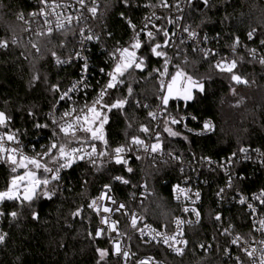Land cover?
I'll list each match as a JSON object with an SVG mask.
<instances>
[{
  "label": "trees",
  "instance_id": "1",
  "mask_svg": "<svg viewBox=\"0 0 264 264\" xmlns=\"http://www.w3.org/2000/svg\"><path fill=\"white\" fill-rule=\"evenodd\" d=\"M183 1L127 0L126 3L125 0H95L104 13L101 29L106 38L111 43L127 44L129 48L142 17L151 14L159 17L151 29L153 38L146 34L140 39L137 56L144 64L141 68L129 69L122 77L121 90L111 92L103 102L110 105L117 100H126L122 109L109 111L103 108V115L108 117L104 126L108 151L126 144L142 126L150 125L147 113L158 104L160 96L157 79L164 72L165 60L169 63L174 53L172 14L168 10L160 11L159 7L164 2L171 6ZM29 9V0H0V40L21 33L17 17ZM128 19L136 26L135 31L127 24ZM185 22L191 30L212 39L211 45L218 43L222 51L233 48L238 37V51L232 56V60H237L234 71L249 83H235L229 73L217 70L214 56L207 57L203 51L194 50L192 45L180 43L171 75L182 70L202 83L204 91L195 90V99L187 103L181 99L172 100L168 110L210 120L215 131L205 137L179 135L173 138L165 134L161 137L165 148L185 158L203 159L228 158L242 147L264 150V71L250 58L248 51L261 49L260 43L264 40V0H210L208 6L202 0H196L189 5ZM253 29V38L249 39L248 33ZM34 43L39 52L32 47ZM34 43L20 37L8 48H0V112L9 118L0 125V132L28 142L38 134L42 135V141L47 139L48 114L79 71L75 65L57 68L53 63L56 57L71 54L76 44V31L60 32ZM156 44L161 45L158 51L165 53L164 56L152 53L151 48ZM97 48H94L93 56L101 62ZM53 85H58V90H54ZM89 137L86 132L67 137L65 147ZM131 165L133 175L110 163L100 167L79 163L60 181L48 184L47 189H38L31 202L14 200L2 205L0 234L7 235L0 243V264H118L111 242L95 235L98 218L89 204L106 185L117 198H126L143 168L140 163L131 162ZM11 167L6 160L0 162V191L7 189L13 176L26 171L17 168L13 173ZM177 171L173 165L146 166L150 197L140 211L157 227L168 224L178 213L173 198ZM245 173L247 178L243 188L247 191L264 189V172L257 174L248 168ZM117 176L129 179L131 184L128 187L119 185L114 179ZM45 190L55 194L48 198L42 195ZM217 190L214 182L203 187L202 222L187 230L189 245L184 256L172 257L157 246L140 242L134 243L135 251L152 256L160 264H251L245 256L240 262L223 257L228 240L223 236L216 216L222 213L231 218L238 233L247 228L249 217L239 208H219L215 196ZM77 211L79 215H74ZM11 212L17 213L16 218L10 215ZM33 214L37 218H33ZM206 243H213L212 252L199 250L200 245ZM97 249L107 250L108 255L101 259Z\"/></svg>",
  "mask_w": 264,
  "mask_h": 264
},
{
  "label": "built area",
  "instance_id": "2",
  "mask_svg": "<svg viewBox=\"0 0 264 264\" xmlns=\"http://www.w3.org/2000/svg\"><path fill=\"white\" fill-rule=\"evenodd\" d=\"M196 0H184L180 4L169 5L164 2L159 10L169 11L172 14L171 18V29H172V41L174 45V53L171 57L167 74L160 76L157 79V85L159 88V102L158 104L149 109L147 113V120L149 126H144L149 129L148 132L141 131V128L135 134L134 137H139L144 144L136 145L132 143V138L126 144L119 145L117 147H124L125 151L121 154L122 157L127 160V164H117L114 159L113 150L108 151L105 143L100 140H93L91 134H89L88 140L76 143L69 147H65L66 151H71V149H79L77 153L74 154L75 157L83 156V159H75L70 167L62 168L59 171V178L57 180H51V176L54 173H45L41 169L40 173L37 172L38 177L42 175L43 178L47 177L50 180V183L60 181L66 174H68L72 168L77 164H82L90 167H100L106 164H114L122 167L127 170L129 167L133 171V166L131 162L140 163V166L143 168L139 175H137V182L131 188V192L124 199L117 198L112 190L109 191L108 188L102 189L98 195L95 197L96 200L103 193H107L112 199H103L99 202L100 211L99 213L92 209L97 218L98 226L97 229H104L105 231L99 239H107L111 242L113 247L114 258L118 261V264H140L141 261H147L148 264H160L159 261L154 259L150 255L138 254L135 250V242L144 243L147 245L157 246L167 252L168 255L172 257L181 258L184 256L188 250V232L187 230L192 227H197L202 222L201 216V205L203 201V187L210 183L214 182L218 186V190L215 194L216 204L219 208H239L242 209L249 217V225L242 228L240 233L235 231V225L231 221V218L224 216L222 213L218 215L221 217L220 220H217L219 227L222 230L223 236L228 240V245L224 247L223 257L226 260H234L236 262L241 261V257L245 256L249 259L250 263L253 264L255 260L256 264H259V257L261 255V249L264 248V244H261V241H264V232L260 229L259 221L264 219V204L258 199H253L255 196H259L261 192H264V189L247 191L243 188V185L246 183V169L250 168L253 172L260 174L264 172V150L242 147L248 149L247 153L241 152L240 150L231 155L228 158L221 159H203L195 156L190 158H185L182 154H179L172 150H167L164 146V143L161 140L163 135H169L165 131V128H171L172 131L179 133V135H188L193 137H205L214 133L215 125L212 121L207 119H200L191 113L186 114H175L168 110L169 104L167 106L162 103V96L165 95L167 88L166 85L171 80V70L173 66L174 58L177 57V50L180 43H185L192 45L194 50L207 51L210 50V53L207 57H215V65L218 61L226 59L231 61L232 56L235 55L238 51L236 47L222 51L218 48V43L214 46L210 43L213 41L209 39L207 35H202L198 31H194L197 35L195 37L189 36V32L184 31L185 28L191 30L190 27L186 25L185 16L188 11L189 5ZM31 9L20 13L23 14L24 20L17 18V22L20 25L21 33L19 35H10L9 38L4 37L1 40H7L8 46L12 44V41L15 39L17 42L19 38L25 39L29 43H34L38 39L50 38L57 33L64 31H76V44L74 49L71 51V54L64 57H56L53 61L54 65L57 68H69L73 65L79 67L78 76L75 77L72 82L64 89L58 97L56 104L50 110L48 114L49 127L46 129L48 132L45 136L46 140H41V134L36 135L34 138H31V142H28L27 139H14L9 141L7 136L11 135L9 133L0 132V136L4 137V146L7 149L15 148L17 152L15 155L17 158L22 153L23 155L29 157L40 158L38 154L48 152L49 148L53 143L57 145V148L51 149V153L48 156H44L41 160L42 163H46L50 168H57L60 163H64L63 160L59 159V146H65V139L67 137L73 136L71 134H65L61 132L60 126L68 123H73L75 121V116L82 115L81 109H85V105L91 106L93 101L97 98L101 89H103L110 80L108 73L113 71L117 59L113 57H119V52L117 49L128 47L127 44L121 43H111L109 38L107 39L105 34L101 29V20L104 16V13L101 12L98 2V11L95 17L87 11L88 7L92 6V0H85V6L82 7L77 0H47V4L42 3L41 0H29ZM166 4L167 6H163ZM58 5V7H57ZM54 9V10H53ZM41 10L46 15H31L32 13H40ZM18 15V16H19ZM71 16L72 20L69 23L66 17ZM77 17H81L77 20ZM45 20L48 23H45ZM59 22L64 24L63 29H57L56 25ZM159 20L158 15H144L141 19L140 26L136 32H139L140 35L138 39L140 40L142 36L146 35L147 32L151 31L156 22ZM127 20V24L129 25ZM132 23V22H131ZM130 26V25H129ZM51 27L53 29L50 35H41L37 36V31L47 32V29ZM133 29L132 27H130ZM83 29V35H81V30ZM143 29V31H141ZM132 37V42H134ZM93 35L92 40H87L88 35ZM210 42V43H209ZM98 47L102 61H96L93 56L94 48ZM261 49H257V58L253 59L250 55V58L255 60L260 68L264 71V65L259 63V57L264 56V44L260 43ZM8 48V47H7ZM133 49H130V51ZM37 51V50H36ZM80 52L82 57L87 58L88 68L87 71L83 70V65L85 63L84 59L77 58L75 53ZM68 61L67 63H57V59ZM139 59V58H137ZM103 70V71H101ZM217 70H219L217 68ZM220 71V70H219ZM222 72V71H221ZM126 74V73H125ZM119 81H122V77L118 78ZM161 81L164 82L165 87H161ZM76 86L74 90L73 86ZM122 82L117 84V87L108 89L106 95L104 96L103 102L110 96L111 92L115 90H121ZM67 92L68 95L61 99V95ZM98 110L101 111L103 115V109L97 106ZM75 109V111H73ZM70 112L71 115L65 117L64 113ZM149 113H154L155 117L150 116ZM91 116V114H89ZM195 117V119H192ZM171 118H176L179 120V123L172 124ZM183 118V119H181ZM79 123H83L80 121ZM205 123H209L211 127L205 129ZM106 124V123H105ZM104 124V126H105ZM103 126V133H104ZM78 127V124H77ZM191 129V131H189ZM84 133V131L77 130L75 135ZM177 135V136H179ZM171 136V135H169ZM158 137V138H157ZM173 138L176 136H172ZM34 141V142H32ZM159 143L161 145L160 149L156 152L151 151V145ZM95 145L96 152L92 153L89 157L88 153L92 152V146ZM101 152H106L108 155L101 156ZM8 153H0V162L6 160ZM248 158H245V157ZM52 157H57L56 160H53ZM92 161H95L93 163ZM148 164H153L157 166L158 164L173 165L177 168L178 180L173 186V198L175 203L178 206V213L173 217L171 222L168 224H163L161 227H157L152 223H149L144 215L141 213L140 209L144 204L149 200L150 189L146 176V166ZM29 168H32L29 165ZM20 170H28L25 168H19ZM25 171V172H26ZM132 171L128 172L129 175H133ZM42 173V174H41ZM231 177V187H229V178ZM127 184L122 183L121 181L115 180L119 185L128 187L130 183L129 179ZM177 186L181 189L187 190L186 193H182L177 189ZM224 189L223 192L220 190ZM246 190V191H245ZM23 187H21V193ZM199 192V199L196 198L195 193ZM246 198V202L241 204L240 198ZM115 200L116 203H112ZM14 200H5L0 202V212L2 205L12 202ZM251 203L253 209H250L247 205ZM123 204L126 207L120 209V211H113L111 213L103 212V207H109L116 209L118 205ZM187 208L189 211L185 212L184 209ZM192 209H196L199 212V217H197L196 212H193ZM135 214L137 218V224L135 227L131 224V217ZM3 216V215H2ZM0 216V220L2 218ZM102 217H108L109 223L111 221H116V231H111L109 225L101 223ZM179 218L185 223L181 224L179 227L183 232V236L178 237L179 240H186L187 245H177L184 247V254L177 255L172 251L167 245L161 242V237L156 236L157 232L165 233L167 235H172L177 232V225L175 223L176 219ZM191 221V223H188ZM96 229V231H97ZM227 229V233H225ZM143 230V234L141 232ZM240 236L242 239L238 242V245H234L231 241L236 237ZM155 237V239L153 238ZM119 243L121 251L128 252L129 255L127 258L122 255H117L115 253V244ZM204 245L203 248L199 247L200 251L206 253L212 252L214 249L213 243L201 244ZM256 249L254 256L249 258L242 249ZM227 250V251H226ZM239 257V261L237 260Z\"/></svg>",
  "mask_w": 264,
  "mask_h": 264
},
{
  "label": "snow or ice",
  "instance_id": "3",
  "mask_svg": "<svg viewBox=\"0 0 264 264\" xmlns=\"http://www.w3.org/2000/svg\"><path fill=\"white\" fill-rule=\"evenodd\" d=\"M41 2L47 4V0H41ZM77 2L82 7L85 6V0H77ZM125 2L127 3V0H125ZM202 2L205 6H208L210 0H202ZM163 6H167V5L164 4ZM57 7H58V5H57ZM87 11L89 13H91L93 17L96 16L97 11H98V6L96 5L95 0H92V6L88 7ZM31 15H46V14L43 12V10H41L40 13H32ZM17 18L20 20H24L23 14L19 15ZM80 18L81 17H77V20H79ZM66 19L70 23L72 20V17L68 16V17H66ZM45 23H48V21L45 20ZM129 25L135 31L136 26L134 24H132L131 21H129ZM56 27H57V29H63L64 24L59 22V20H58ZM52 31H53V29L51 27H49L47 29L46 33L42 32V31H37L36 35L37 36L46 35V34L50 35L52 33ZM141 31H143V29H141ZM184 31L189 32V36H191V37H195L197 35L194 31H189L188 28H185ZM254 32H255V29H253L252 31H250L248 33L249 39L253 38ZM81 35H83V29L81 30ZM139 35H140L139 32L135 33V36L133 38L134 42L130 45L131 49H139L141 47L140 40L138 39ZM164 35L167 36L168 33L165 32ZM147 36L150 39H152L153 33L151 31H149V32H147ZM86 39L92 40L93 35H91V34L88 35L86 37ZM12 43H16L15 39L12 41ZM166 43H167V41H165V44ZM238 44H239V38L237 37L234 41V44L232 45L233 50H235V48ZM261 44H264V40L261 41ZM7 47H8V41L7 40H0V48H7ZM32 47L36 48V50L39 52V48L37 47V45L35 43L32 45ZM160 47H161L160 44H156L155 46H153L151 48L152 53H154L156 56H164L165 53L158 51V49ZM130 48L125 47V48L117 49V52H119L118 58L115 56V53H113V57L117 59V63L115 64L113 71L108 73V75L110 77L109 82L107 83V85L103 89H101L100 93L98 94L97 98L93 101L91 106L85 105V109L80 110L82 115L75 116V121L73 123H68V124L60 126L61 132H64L66 135L71 134V135L75 136V132L77 130L84 131L86 133H90L91 138L93 140H100V141H103L105 143V145L107 144V141L104 138L103 126L105 123H107L108 117H107V115H102L101 111L98 110L97 106L99 105V107L101 109L107 108L109 111H111V109H113V108L122 109L124 107L126 100H123V99L117 100L110 105L103 103V100H104V96L106 95L108 89L115 88V87H117L118 83L122 82V81H119V79H118L119 77H123L125 75V73L128 72L129 69L141 68L142 65L144 64V60L142 58L137 59L136 52L130 51ZM248 51H249V55L253 59L257 58V50L256 49H249ZM209 53H210V50L204 51L205 56H208ZM53 55H55V53H53ZM75 55L77 58L84 59L85 63L83 65V70L87 71V68H88L87 58L82 57L80 52L75 53ZM67 62L68 61H63V60H60L59 58L57 59L58 64L67 63ZM259 63L264 65V56L259 57ZM167 64H168V60L166 59L164 72H161L162 76L167 74ZM215 67L218 68L222 72L229 73L231 76V79L237 84H241V83L242 84H248L249 83V81L247 79L242 78L240 75L235 73L234 69L237 67V60H235V59H233L231 61L226 60V59H222L221 61L217 62ZM101 71H103V70H101ZM36 78L38 79V77H36ZM75 87L76 86L74 85L72 90H74ZM161 87L162 88L165 87L163 81H161ZM58 88H59L58 85H53L54 90H58ZM166 88H167V94L162 96V98H161L162 103L165 106H167V104L169 103L170 97L181 99V100L185 101V103H187V102L195 99L193 90H198L200 92L204 91V86L202 83H199L198 81L194 80L193 77L187 75L182 70L177 71L174 75L171 76V80H170V82L167 83ZM129 93H131V88H129ZM67 95H68V93L65 92L61 95L60 98L64 99ZM73 111H75V109ZM89 114H91V116ZM69 115H71L70 112L64 113L65 117H67ZM149 115L155 117L154 113H149ZM8 119L9 118L6 116V114L4 112H0V125H4ZM181 119H183V118H181ZM192 119H195V117H192ZM97 120H99V126L94 127ZM80 121H83V123H79ZM179 122L180 121L177 120L176 118H171L172 124H176ZM77 124H78V127H77ZM37 127H45V126L37 125ZM210 127H211V125L209 123H205V125H204L205 129H209ZM141 131L148 132L149 129L147 127L142 126ZM165 131L168 132L169 135H171V136L179 135V133L172 131L171 128L166 127ZM189 131H191V129H189ZM7 139L9 141H11V140H14L15 137L13 135H9V136H7ZM3 141H4V137L0 136V153H8V155L6 157V162H8L12 165L11 171L13 173H15L17 171V168H25L28 170L24 173V175H16V176L12 177L7 189L5 191H0V202H3L5 200H17V201H21V202H31L36 197L37 190L40 189L41 187L47 189V185L50 183V180L47 177H45L43 179L39 178L37 175L38 171H40L42 169L43 172H45V173H54L51 176V180H57L59 178V175H58L59 171L62 168L70 167L72 165V163L75 161V159H83L84 158L83 156H79V157L74 156V154L77 153L79 151V149L73 148V149H71V151H66L65 146L60 145L59 146V159L63 160L64 163H60L57 168L53 169V168L48 167L46 163H42L41 160L43 159L44 156L50 155L51 149L57 148V145L55 143H53L51 145L48 152L38 154L40 158L29 157V156L23 155L22 153L17 158V156L15 155V153L17 152V149L5 148ZM132 143L136 144V145H143L144 144V142L141 139H139V137H133ZM150 147H151L152 152H156L157 150L160 149L161 145L159 143H156V144H152ZM124 151H125V148L122 146L117 147L113 150L115 163L127 164V160H125L121 155ZM240 151L247 153L248 149L241 148ZM256 151L259 152V149H257ZM95 152H96V148H95V145H93L92 146V152L88 153L89 157H91L92 153H95ZM100 155L101 156L108 155V153L101 152ZM233 155H235V154H233ZM262 155H264V154H262ZM245 158H248V157L246 156ZM52 159L56 160L57 157H52ZM92 162L95 163V161H92ZM29 165H31L32 168H29ZM127 171L131 172L132 169L129 167L127 169ZM114 179L121 181L122 183H125V184L128 183V181L121 176H117ZM21 184H23L22 193H21ZM228 186L231 187V177L229 178V185ZM105 187L108 188L109 191H111L110 186L106 185ZM177 189L182 193H186V191H187L185 189L179 188V186H177ZM220 191L223 192L224 189H221ZM54 194H55L54 191L50 192L47 190L43 191V193H42L43 196H46L48 198H51V196ZM195 195H196V198L199 199V195H200L199 192L195 193ZM103 199H112V198L110 196H108L107 193H103L96 200H93L92 203L89 204V207L94 208L99 213L100 207L98 205H99V202ZM253 199H258V200H260V202L262 204H264V192H261L259 196L253 197ZM239 202L241 204H244L246 202V198L242 196L240 198ZM112 203H116L115 200H113ZM247 206L250 209H253V211H255V209L253 208V205L251 203H249ZM125 207L126 206L123 204L118 205V207L116 209H112V208L104 206L102 210L105 213H111L113 211H120V209H123ZM184 211L187 212L189 210L187 208H185ZM192 211L196 212L197 217H199L200 214H199V212L196 211V209H192ZM3 214L4 213L0 212V216H2ZM10 215L13 218H16L17 213L11 212ZM74 215H79V211L74 213ZM33 218H37L35 214H33ZM220 219H221V217L219 215H217L216 220H220ZM101 223L105 224V225H109L111 231H116V225H117L116 221H111V223H109L108 217H102ZM175 223L177 225V232L176 233H174L172 235H167L165 233L157 232L156 236L161 237V242L163 244L167 245L177 255H183L184 254V247L177 246V245H183V246L187 245L186 240H179L178 239V237L183 236V232L179 226L185 222L182 221L181 219L177 218ZM188 223H191V221H188ZM131 224L133 227H135L137 224V218H136L135 214H133L131 217ZM259 224H260L259 230L264 232V219H261L259 221ZM104 231L105 230L102 228L97 229L95 235L97 237H99L103 234ZM227 231L228 230L225 229V233H227ZM141 232L143 234V230H141ZM6 235H7L6 233L0 234V243L4 242ZM153 238L155 239V237H153ZM241 239L242 238L240 236H236L231 241V243L234 245H238V242ZM261 244H264V241H261ZM200 247L203 248L204 245H200ZM242 250L245 252V254L249 258H252L254 256V253L256 252V249H254V248L251 250L246 249V248L242 249ZM97 251L99 252L101 259H103L106 255H108L107 250L97 249ZM260 251H261V255L259 257V264H264V248H262ZM115 253L117 255H122L125 258H127L129 255L128 252H126V251L122 252L121 251L119 243L115 244ZM239 259L240 258L237 257L238 261H239ZM140 264H148V262L147 261H141ZM253 264H256L255 260H253Z\"/></svg>",
  "mask_w": 264,
  "mask_h": 264
},
{
  "label": "rangeland",
  "instance_id": "4",
  "mask_svg": "<svg viewBox=\"0 0 264 264\" xmlns=\"http://www.w3.org/2000/svg\"><path fill=\"white\" fill-rule=\"evenodd\" d=\"M131 51H135L136 52V56H137V53H138V49H133V50H131ZM137 58H138V56H137ZM176 73V72H175ZM174 73V74H175ZM173 74V75H174ZM193 91H195V90H193ZM167 94V91H166V93H165V95ZM176 99H178V98H174V97H170V99H169V103L172 101V100H176ZM168 103V104H169ZM99 126V120H97L96 121V124L94 125V127H98ZM25 173V172H24ZM24 173H22L21 175H24ZM39 178H41V179H43V177H39ZM21 187H23V184H21ZM107 256V255H106Z\"/></svg>",
  "mask_w": 264,
  "mask_h": 264
}]
</instances>
